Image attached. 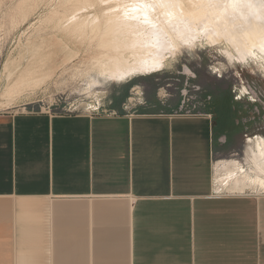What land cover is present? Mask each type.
Wrapping results in <instances>:
<instances>
[{
    "label": "crops",
    "instance_id": "obj_1",
    "mask_svg": "<svg viewBox=\"0 0 264 264\" xmlns=\"http://www.w3.org/2000/svg\"><path fill=\"white\" fill-rule=\"evenodd\" d=\"M136 87L95 112L0 111V264H264L259 104L187 115Z\"/></svg>",
    "mask_w": 264,
    "mask_h": 264
},
{
    "label": "bare ground",
    "instance_id": "obj_2",
    "mask_svg": "<svg viewBox=\"0 0 264 264\" xmlns=\"http://www.w3.org/2000/svg\"><path fill=\"white\" fill-rule=\"evenodd\" d=\"M76 1L75 6L51 10L54 25L59 29L72 27L74 34L65 40L55 35L51 39H34L20 46L17 55L7 58L2 71L5 83L0 89V107H8L43 86L57 67L74 60L82 48L85 52L94 50L89 69L117 82L161 71L169 64V58L198 44L219 49L231 64L261 62L264 68V0ZM59 2L64 5L66 0ZM97 35L101 37L96 40ZM25 53L26 62L18 65ZM259 140L253 153L255 168L250 172L264 189V139ZM225 162L230 166L238 164L232 160ZM215 165L219 170V163ZM249 177L252 175L241 169L235 182L241 184Z\"/></svg>",
    "mask_w": 264,
    "mask_h": 264
},
{
    "label": "rangeland",
    "instance_id": "obj_3",
    "mask_svg": "<svg viewBox=\"0 0 264 264\" xmlns=\"http://www.w3.org/2000/svg\"><path fill=\"white\" fill-rule=\"evenodd\" d=\"M0 0V89L5 83L3 65L8 57L18 54L20 46L29 41L53 35L62 40L74 34L72 27L58 28L51 17L52 9L75 6L76 0ZM76 1V2H75ZM21 3V4H20ZM73 4V5H72ZM18 9V10H17ZM91 36H87L88 42ZM101 35L95 36L99 39ZM198 44L194 49L169 58V64L158 72L140 74L117 82L105 79L89 69L94 50L81 49L79 56L55 69L53 76L34 92L26 94L0 111L85 112L96 103H107L115 97L130 96V89L144 96L174 93L184 100V111L203 112V101L228 95L254 98L261 114L260 129H264V68L260 63L231 64L217 48ZM83 50V51H82ZM28 53L19 59L24 64ZM173 60V61H172ZM89 67V68H88ZM59 68V69H58ZM234 91V92H233Z\"/></svg>",
    "mask_w": 264,
    "mask_h": 264
},
{
    "label": "built area",
    "instance_id": "obj_4",
    "mask_svg": "<svg viewBox=\"0 0 264 264\" xmlns=\"http://www.w3.org/2000/svg\"><path fill=\"white\" fill-rule=\"evenodd\" d=\"M137 92V91H136ZM234 92V91H233ZM130 96H134V94H131ZM233 98L236 100V99H240V98H242V96L241 95H237V96H235V95H233ZM250 100L251 101H253V102H256V99H254V98H250ZM185 101L184 100H182V109L184 108L183 107V103H184ZM101 106H100V104L99 103H96V105L93 107V108H91V110H87V111H85V112H87V113H89V112H95V111H99L101 108H100ZM201 113H203V112H192V111H185V114H187V115H192V114H201ZM252 137H256V135H254V136H252ZM250 138H247L246 140H249Z\"/></svg>",
    "mask_w": 264,
    "mask_h": 264
},
{
    "label": "trees",
    "instance_id": "obj_5",
    "mask_svg": "<svg viewBox=\"0 0 264 264\" xmlns=\"http://www.w3.org/2000/svg\"><path fill=\"white\" fill-rule=\"evenodd\" d=\"M228 96H231L232 98H233V95L231 94V95H228ZM209 101V100H208Z\"/></svg>",
    "mask_w": 264,
    "mask_h": 264
}]
</instances>
